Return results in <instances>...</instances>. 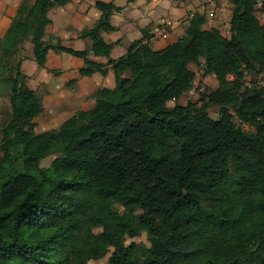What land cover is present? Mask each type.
I'll return each mask as SVG.
<instances>
[{
	"label": "trees",
	"instance_id": "obj_1",
	"mask_svg": "<svg viewBox=\"0 0 264 264\" xmlns=\"http://www.w3.org/2000/svg\"><path fill=\"white\" fill-rule=\"evenodd\" d=\"M231 1L230 37L196 13L176 42L156 49L144 34L117 59L118 42L103 37L116 29L114 2L95 0L101 18L79 33L91 48L76 50L45 39L49 12L69 0L21 1L0 38V90L11 104L0 124V264H90L102 256L91 250L97 228L113 248L106 264H264V83L243 82L264 75V23L257 0ZM27 40L40 67L51 49L108 57L80 73L111 67L116 86L99 88L96 106L68 124L37 132L44 108L21 68ZM192 63L219 86L201 106L170 107L193 87ZM139 225L150 244H124Z\"/></svg>",
	"mask_w": 264,
	"mask_h": 264
},
{
	"label": "crops",
	"instance_id": "obj_2",
	"mask_svg": "<svg viewBox=\"0 0 264 264\" xmlns=\"http://www.w3.org/2000/svg\"><path fill=\"white\" fill-rule=\"evenodd\" d=\"M104 1H112L121 7V10L111 17V23L116 29L103 32L107 42H118L111 52V57L117 59L126 54L130 45L142 39L144 34L147 35L145 41H150L156 49H163L176 42L186 34L189 18L203 0ZM17 8L12 14L13 17ZM233 13L234 10L231 20ZM101 15L95 0H69L67 4L57 6L49 12L51 22L46 27L45 39L55 42L56 38H60L62 44L67 47L76 50L90 49L91 40L79 37V33L84 28L94 26ZM11 22L12 19L10 24ZM204 27L209 28L207 24ZM24 48L28 51L23 55L25 58L21 68L28 75V85L36 91L44 108L35 118L36 122L45 115L46 128L42 131L59 128L71 122L74 115L85 114L96 106L95 92L99 88L116 86L115 72L111 67L106 75L96 72L82 76L80 73L82 67L93 61L108 64L109 58L106 56L90 53L86 57H77L51 49L47 54L45 67H40L35 61L34 46L30 40L24 43Z\"/></svg>",
	"mask_w": 264,
	"mask_h": 264
},
{
	"label": "rangeland",
	"instance_id": "obj_3",
	"mask_svg": "<svg viewBox=\"0 0 264 264\" xmlns=\"http://www.w3.org/2000/svg\"><path fill=\"white\" fill-rule=\"evenodd\" d=\"M20 1L22 0H0V38L3 37L9 28L10 20L12 19V14L16 11ZM222 33L224 35H231V31L229 27H225V24H221ZM24 48V44H23ZM22 48V55L28 51L26 48ZM203 62V61H202ZM191 69L195 71V80L193 87L186 93H184L178 100H169L168 105L173 107L175 104H188L189 102H196L199 106L202 105L201 98L204 93H209L212 90L218 88L219 81L217 80L214 74H207L205 72L204 63L199 65L191 64ZM231 80H234L233 76H230ZM253 80H257L259 84L264 83V75H258L247 73L243 82L244 86L253 85ZM9 89L6 88L4 90H0V124L4 123L8 119V113L11 111V104H10V94ZM210 114L214 118L219 117L220 108L218 106L211 105L208 108ZM45 115H42L35 123H36V131L41 132L46 128L44 125L45 122ZM234 122L237 126L245 129L246 131H255L256 125L249 124L238 117L234 118ZM58 125V124H57ZM48 126V125H47ZM59 153H55L45 160H43L42 165L48 166L50 165L51 161L58 155ZM96 233H100V239L97 243L91 245V250L97 253H101L102 256L99 259H93L90 261V264H106L108 261L109 256L111 255L113 248L108 245V241L103 239V235L106 236L105 232H103L102 228L95 229ZM103 234V235H102ZM151 233L149 231L148 226L146 225H139L132 237L123 236L122 241L124 244H129L133 241L135 242H142L147 245L150 244Z\"/></svg>",
	"mask_w": 264,
	"mask_h": 264
},
{
	"label": "built area",
	"instance_id": "obj_4",
	"mask_svg": "<svg viewBox=\"0 0 264 264\" xmlns=\"http://www.w3.org/2000/svg\"><path fill=\"white\" fill-rule=\"evenodd\" d=\"M232 10H234V4L231 0H203L198 5L196 11L193 12L192 16L196 13L205 15V24L209 26L208 29L217 28L220 30L221 24H225V27H229L231 31ZM255 16L261 23H264V0H257L255 5Z\"/></svg>",
	"mask_w": 264,
	"mask_h": 264
}]
</instances>
